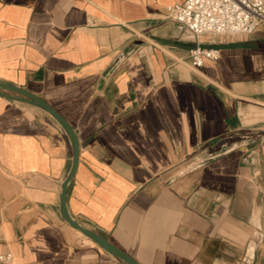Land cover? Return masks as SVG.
<instances>
[{
  "label": "crops",
  "instance_id": "0c3cea01",
  "mask_svg": "<svg viewBox=\"0 0 264 264\" xmlns=\"http://www.w3.org/2000/svg\"><path fill=\"white\" fill-rule=\"evenodd\" d=\"M184 1L0 0V81L75 129L67 209L83 225L140 264H264V24L197 39L167 16ZM198 43L220 56L195 69ZM72 155L48 112L0 94L14 264H126L61 216Z\"/></svg>",
  "mask_w": 264,
  "mask_h": 264
},
{
  "label": "built area",
  "instance_id": "2783aa9c",
  "mask_svg": "<svg viewBox=\"0 0 264 264\" xmlns=\"http://www.w3.org/2000/svg\"><path fill=\"white\" fill-rule=\"evenodd\" d=\"M167 16L184 24L197 39L204 35L252 34L264 24V0H185L168 5ZM219 56V49L198 43L190 49V64L198 69L205 59ZM14 261L12 251L0 254L2 264Z\"/></svg>",
  "mask_w": 264,
  "mask_h": 264
},
{
  "label": "water",
  "instance_id": "95a60500",
  "mask_svg": "<svg viewBox=\"0 0 264 264\" xmlns=\"http://www.w3.org/2000/svg\"><path fill=\"white\" fill-rule=\"evenodd\" d=\"M8 91L11 93H7ZM13 93V94H12ZM0 94L8 98L19 100L33 104L40 107L41 109L48 112L65 130L68 135L70 142L72 144L73 155H72V165L71 169L62 184V193L60 196V211L63 219L73 228L79 230L85 236L93 240L101 248L112 254L113 256L119 258L126 264H140L132 255H130L125 250L121 249L109 239L98 233L97 231L83 225L78 219L74 218L67 209V189L71 182L73 176L75 175L78 164H79V154H80V143L77 137L75 129L69 124L67 119L52 105H50L43 98L33 94L32 92L26 90L21 86H17L11 83L0 81Z\"/></svg>",
  "mask_w": 264,
  "mask_h": 264
},
{
  "label": "bare ground",
  "instance_id": "6f19581e",
  "mask_svg": "<svg viewBox=\"0 0 264 264\" xmlns=\"http://www.w3.org/2000/svg\"><path fill=\"white\" fill-rule=\"evenodd\" d=\"M79 231V230H78ZM80 232V231H79ZM89 238V237H88ZM90 239V238H89ZM91 240V239H90ZM92 242H94L93 240H91Z\"/></svg>",
  "mask_w": 264,
  "mask_h": 264
}]
</instances>
